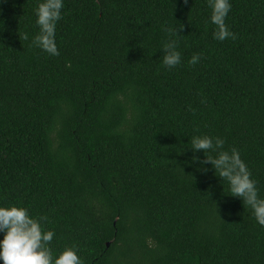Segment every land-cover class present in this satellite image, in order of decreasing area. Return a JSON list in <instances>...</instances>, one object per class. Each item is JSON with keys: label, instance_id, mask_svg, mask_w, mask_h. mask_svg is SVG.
I'll return each instance as SVG.
<instances>
[{"label": "trees", "instance_id": "1", "mask_svg": "<svg viewBox=\"0 0 264 264\" xmlns=\"http://www.w3.org/2000/svg\"><path fill=\"white\" fill-rule=\"evenodd\" d=\"M231 5L220 42L207 0H65L52 57L31 46L36 0H3L0 206L47 217L84 264H264V227L188 149L223 138L264 196V0Z\"/></svg>", "mask_w": 264, "mask_h": 264}, {"label": "clouds", "instance_id": "2", "mask_svg": "<svg viewBox=\"0 0 264 264\" xmlns=\"http://www.w3.org/2000/svg\"><path fill=\"white\" fill-rule=\"evenodd\" d=\"M64 6L65 0H36L32 10L38 31L31 37V46L52 57L60 55L56 31L58 22L63 19ZM207 6L211 10L207 23L214 26L213 38L220 42L234 40L235 33L225 22L232 8L231 0H207ZM182 28L178 23L163 28L167 37L161 49L165 69L182 64V54L178 50L181 37L178 33ZM24 39L29 37L25 35ZM201 59L202 55L196 53L188 63L195 66ZM188 149L203 153V160L193 156L192 163L199 165L198 170L203 172L208 171L204 166L210 165L214 175L226 183L227 196L239 198L255 222L264 227V196H261L258 182L252 178L240 151L235 147L226 149L223 138L209 135L193 136ZM46 222L47 217L30 216L26 207L0 206V264H84L75 247H66L59 254L53 252L51 245L56 233L44 229Z\"/></svg>", "mask_w": 264, "mask_h": 264}, {"label": "water", "instance_id": "3", "mask_svg": "<svg viewBox=\"0 0 264 264\" xmlns=\"http://www.w3.org/2000/svg\"><path fill=\"white\" fill-rule=\"evenodd\" d=\"M108 246H109V244H108Z\"/></svg>", "mask_w": 264, "mask_h": 264}]
</instances>
